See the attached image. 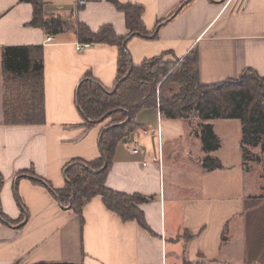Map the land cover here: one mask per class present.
Segmentation results:
<instances>
[{"label": "crops", "instance_id": "crops-1", "mask_svg": "<svg viewBox=\"0 0 264 264\" xmlns=\"http://www.w3.org/2000/svg\"><path fill=\"white\" fill-rule=\"evenodd\" d=\"M42 1L47 13L72 17L92 31L112 25L118 35L128 32L123 12L107 0ZM117 1L142 6L147 32L157 31L155 38L127 40L134 64L163 50L182 58L196 47L202 84L237 77L247 68L264 76V0ZM31 16L29 3L0 0V206L7 219H0V264H264V193L246 191L248 162L237 119L232 158L222 151L227 135L217 131L224 119L209 120L220 144L207 156L221 166L204 169L196 116L191 128L192 116L166 119L156 108L139 112L137 129L115 148L105 184L153 196L139 205L149 231L118 218L98 196L86 202L79 217L32 180L41 177L56 190L64 185L62 169L71 159L98 157L105 121L88 131L81 128L74 96L87 73L113 88L118 53L106 44L77 51V39L68 31L47 42L41 28L26 25ZM7 45H42L44 123L4 124L1 51ZM225 168L228 185L238 181L242 191L225 195L232 192L219 185ZM262 173L257 178H264Z\"/></svg>", "mask_w": 264, "mask_h": 264}, {"label": "trees", "instance_id": "trees-1", "mask_svg": "<svg viewBox=\"0 0 264 264\" xmlns=\"http://www.w3.org/2000/svg\"><path fill=\"white\" fill-rule=\"evenodd\" d=\"M20 1L31 5L32 16L26 25L39 27L51 37L68 31L78 43L114 45L118 53L113 88H104L87 73L80 80L74 96L77 111L83 120L81 128L88 131L105 121L99 132L98 157L94 160L71 159L62 169L64 185L56 190L43 178L35 175L32 178L34 182L44 184L63 208L80 217L86 202L98 196L118 218L133 220L149 231L139 205L153 196L115 191L105 184L116 146L137 129L136 116L143 109L156 108L166 119H186L195 115L201 122L196 134L203 152L214 151L220 144L209 120L237 119L241 125L243 160L262 161L264 169V76L260 77L253 69L247 68L237 77L202 84L199 81L196 47L190 48L182 58L170 50H163L157 57L134 64L126 48L127 40L133 36L151 35L155 38L157 33L147 32L141 17L143 8L137 4L107 0L124 14L128 32L126 36H121L112 25H102L92 31L82 21L47 13L42 0ZM165 55L173 56L174 60H163ZM1 56L4 124L44 123L42 45H7L3 47ZM256 147L259 154L254 155L251 148ZM201 166L216 169L221 163L206 155ZM0 219L7 220L1 206Z\"/></svg>", "mask_w": 264, "mask_h": 264}, {"label": "rangeland", "instance_id": "rangeland-1", "mask_svg": "<svg viewBox=\"0 0 264 264\" xmlns=\"http://www.w3.org/2000/svg\"><path fill=\"white\" fill-rule=\"evenodd\" d=\"M163 60H166L168 62H172L174 60V57L170 56V55H165L163 56ZM104 116V115H103ZM193 118H191L190 122H189V125L191 126V128H195L196 126V122L198 121L197 119L194 118L195 115H191ZM225 120H228V119H224V121L222 122H219L221 123L220 126H217V131L221 132L222 134H226L227 135V139L225 140V144H224V149L222 151H224V154L229 156V158H232L230 157V152H233L232 151V145L234 143V137H235V134L236 132H238L237 130L239 129V126L236 125L238 124L237 120L235 119H229L230 121H225ZM233 120V121H231ZM253 151L252 153H254V155L256 154H259V148L256 147V148H251ZM203 152V151H202ZM210 152H203L201 153V156L203 154V156L205 157V155H208ZM220 154H223L221 152H219ZM248 163L246 164V168H244L246 171L245 173V185H246V191L248 193H264V189H262L261 185L264 184V178H262L263 176H259L257 178V173H260L261 171L263 172V162L260 161V162H257L256 160H249L247 161ZM225 172H223L222 174V178L219 179V185L221 183H225V185L227 186L226 188H229L232 190L231 193H225V195H231L232 193H235L236 191H238L240 189V191H242V186L239 187L237 186L238 185V181H235V187H230L228 185L227 182H230L231 180V176H230V170H227L226 168L224 169ZM263 174V173H262ZM202 186L204 187L203 188V195H205L207 193L206 191V186H204V180H203V183H202ZM250 186V187H248ZM262 190V191H260ZM257 198H261L260 196H257ZM256 207H259L256 205ZM255 210V209H254ZM255 213V212H254ZM256 216H259V213H257ZM208 264V263H206Z\"/></svg>", "mask_w": 264, "mask_h": 264}, {"label": "built area", "instance_id": "built-area-1", "mask_svg": "<svg viewBox=\"0 0 264 264\" xmlns=\"http://www.w3.org/2000/svg\"><path fill=\"white\" fill-rule=\"evenodd\" d=\"M84 3V0H81V1H79L78 2V4L79 5H81V4H83ZM51 37L50 36H48V37H46L45 38V40L48 42V41H51ZM89 46V44L88 43H76V45H75V49L77 50V51H81L83 48H86V47H88ZM132 152H137V149L136 148H132Z\"/></svg>", "mask_w": 264, "mask_h": 264}]
</instances>
